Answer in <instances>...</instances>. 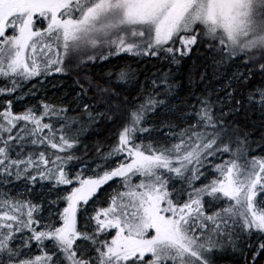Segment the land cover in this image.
<instances>
[{"label": "snow or ice", "instance_id": "snow-or-ice-1", "mask_svg": "<svg viewBox=\"0 0 264 264\" xmlns=\"http://www.w3.org/2000/svg\"><path fill=\"white\" fill-rule=\"evenodd\" d=\"M225 256L264 264V0H0V264Z\"/></svg>", "mask_w": 264, "mask_h": 264}, {"label": "trees", "instance_id": "trees-1", "mask_svg": "<svg viewBox=\"0 0 264 264\" xmlns=\"http://www.w3.org/2000/svg\"><path fill=\"white\" fill-rule=\"evenodd\" d=\"M115 62L116 63H124L125 61L117 59ZM111 67H112L111 65H109L108 68L97 67V68L92 69V71L96 72L98 75H102L104 72H106ZM69 85H70V80L67 78H65L63 80H52L50 83L47 81L45 82V86H46L47 91L50 95H52V94L63 95V93L66 90H68ZM111 135H112V132L110 130H106L105 128H100L98 130V134L94 135L92 138H90L88 140V143L92 144L95 141L104 140L107 137H110ZM221 264H230V258L225 256L221 260Z\"/></svg>", "mask_w": 264, "mask_h": 264}]
</instances>
